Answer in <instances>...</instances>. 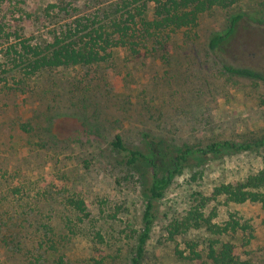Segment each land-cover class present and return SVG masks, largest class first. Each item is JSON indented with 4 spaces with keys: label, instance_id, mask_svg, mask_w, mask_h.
Masks as SVG:
<instances>
[{
    "label": "rangeland",
    "instance_id": "obj_1",
    "mask_svg": "<svg viewBox=\"0 0 264 264\" xmlns=\"http://www.w3.org/2000/svg\"><path fill=\"white\" fill-rule=\"evenodd\" d=\"M116 1L0 0V264H133L143 199L136 177H126L109 150L117 134L134 147L144 132L195 150L218 142L254 146L222 148L175 178L140 264H204L177 250L195 241L204 254L208 232L191 229L172 241L167 224L194 204L196 191L210 196L215 186L243 182L264 165V85L226 74L206 46L242 13L224 56L264 70V0L212 9L197 30L171 36V64L161 51L120 48L100 70L28 73L21 42L48 41L75 17ZM68 197L83 200L87 214L71 212ZM211 204L216 222L240 224L221 238L249 264H264L262 205L226 203L224 196Z\"/></svg>",
    "mask_w": 264,
    "mask_h": 264
},
{
    "label": "trees",
    "instance_id": "obj_2",
    "mask_svg": "<svg viewBox=\"0 0 264 264\" xmlns=\"http://www.w3.org/2000/svg\"><path fill=\"white\" fill-rule=\"evenodd\" d=\"M242 1L244 0H117L98 8L95 13L75 17L58 32H53L48 41L34 44L21 42L23 46L19 55L27 60L29 74L68 66L100 70L112 60L113 51L120 48H125L134 55L143 49L148 52L161 51L165 64H171L172 54L168 44L171 36L195 31L203 14L215 8L229 9ZM244 18L242 13L232 15L228 30L210 37L206 45L207 52L226 74L264 85V70L234 64L224 56ZM262 24L264 25V19ZM2 31L0 26V32ZM174 77L179 78L178 70ZM142 141L143 147L128 146L122 136L117 134L109 143L113 159L126 170V177H136L143 199L142 229L137 235L133 264L141 263L146 243L155 226L159 203L185 168L201 165L209 154L218 156L222 148L238 152L253 146L251 143L218 142L207 145L205 149L195 150L187 144L175 146L148 132L142 133ZM260 143H264V139ZM260 143L257 145H261ZM194 195H197L194 204L186 213L167 224V235L170 240L176 241L177 237L191 229H204L210 237L202 245L204 254L202 250H197L198 242L186 241L187 250L178 249V255L192 261L201 260L204 264H249L233 242L221 238L236 232L240 228L239 222L233 219L224 223L216 222L219 213L211 202L224 196L226 203L258 202L264 210V165L243 182L215 186L210 196L197 191ZM66 204L71 212L87 214L84 212L86 204L79 198L68 197ZM79 219L83 220L82 217ZM68 221V229L73 228V222ZM96 235L101 238L99 233Z\"/></svg>",
    "mask_w": 264,
    "mask_h": 264
}]
</instances>
